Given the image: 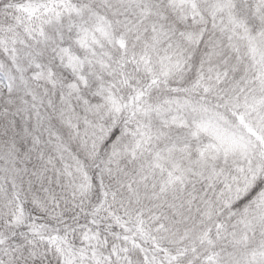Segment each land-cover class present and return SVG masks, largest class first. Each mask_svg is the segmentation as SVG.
I'll return each instance as SVG.
<instances>
[{"label":"snow or ice","instance_id":"snow-or-ice-1","mask_svg":"<svg viewBox=\"0 0 264 264\" xmlns=\"http://www.w3.org/2000/svg\"><path fill=\"white\" fill-rule=\"evenodd\" d=\"M0 264H264V0H0Z\"/></svg>","mask_w":264,"mask_h":264}]
</instances>
